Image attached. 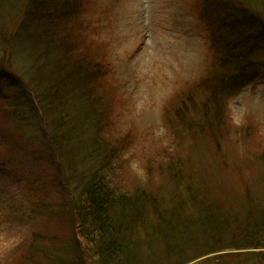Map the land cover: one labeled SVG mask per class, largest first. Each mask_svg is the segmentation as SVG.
I'll return each mask as SVG.
<instances>
[{"label": "rangeland", "instance_id": "1", "mask_svg": "<svg viewBox=\"0 0 264 264\" xmlns=\"http://www.w3.org/2000/svg\"><path fill=\"white\" fill-rule=\"evenodd\" d=\"M12 1L17 3L0 2V264H56L51 258L52 247L64 249L63 241L74 238L72 196L68 185L67 191L59 185L57 166L47 142L42 140L45 135L40 132V112L21 126L14 110L6 111L11 106L7 97L14 102L22 89L13 88L9 85L11 79L3 75L22 73L21 58L32 56L29 37L41 32L31 27L23 34L19 25L22 21L12 18ZM83 1V14L71 36L73 47L84 52L78 56L87 55L101 71L102 77L92 91L99 101L91 122L97 128L102 121L103 142L124 144L121 163L126 167L110 175L116 185L130 190L138 182H148L149 165L161 151L175 149L174 128L168 125L167 112L175 107L171 102L176 96L179 98L188 85L198 83L207 74L211 61L209 34L196 0ZM197 95L196 89L193 96ZM77 101L79 105L86 102L80 97ZM229 112L228 118L237 129L231 132L226 150L219 151L204 135L197 137V141L204 140L197 146L192 136L186 142L189 147L194 144L193 149L183 156L210 171L206 177L200 174L199 179L205 180L216 204L226 209L225 214H231L232 223L221 224L225 242L234 239L238 245H245L243 237L255 230L256 221L244 219L243 201L250 196L264 205V168L256 152L264 148V78L233 98ZM82 120L81 124L90 129L89 121ZM233 143L240 146L234 149ZM89 144H85L87 150ZM216 185L223 188L212 189ZM72 189L79 192L74 186ZM220 215L198 214L208 220ZM208 226L195 224L193 232L181 224L174 228L175 233L163 235L161 243L150 247L141 244L147 248L143 260L125 256L115 260L107 257V261L153 264L155 259L178 256L183 250L184 256L197 255L187 264H264V249L242 246L200 258L201 252L216 248V244L209 247L205 242L210 238ZM262 241L259 238L258 243ZM97 262L88 260L85 264Z\"/></svg>", "mask_w": 264, "mask_h": 264}, {"label": "trees", "instance_id": "2", "mask_svg": "<svg viewBox=\"0 0 264 264\" xmlns=\"http://www.w3.org/2000/svg\"><path fill=\"white\" fill-rule=\"evenodd\" d=\"M196 1L200 19L209 34V69L202 80L188 85L179 98L176 96L171 102L175 107L167 115L176 140L175 149L170 150L173 154H169V150L161 151L149 165L148 182H138L130 190L116 185L110 175L126 167L121 163L124 144L103 142L102 121L97 128L94 121L91 122L97 115L95 106L99 101L92 96V91L102 77L101 71L87 55L78 56L84 52L79 51L80 47H73L71 36L75 33L72 28L83 14L84 1H12V18L22 21L17 25H21L23 34L31 27L41 32L39 36L28 38L34 46L25 36L32 56L21 58L19 69L22 73L3 75L11 79L9 85L13 88L22 89L14 102L7 97L11 106L6 111L14 110L21 126L40 112V132L45 135L42 140L47 142L45 145L57 166L59 185L66 191L68 185L72 196L70 220L74 238L63 241L64 249L52 247L51 258L56 264H85L95 259L99 264H110L107 257L115 260L125 256L143 260L147 248H142L141 244L150 247L158 241L161 243L163 235L175 233L174 228L181 224L193 232L195 224L209 225L206 229L210 238L205 242L209 247L216 244V248L201 252L200 258L236 246L264 249V237H261L264 235V205L250 196L245 198V218L255 219L256 228L243 237L245 245H238L234 239L225 242L221 224L232 223L231 214H225L226 209L216 204L205 180L199 179L200 174L209 175V169L183 156L193 149L194 144L189 147L186 142L192 136L197 146L204 142L197 141V137L204 135L219 151L226 150L231 132L237 129L228 118L231 117L228 113L230 101L264 78V0ZM196 89L198 95L193 96ZM78 97L86 102L79 105ZM82 119L89 121L90 129L81 124ZM85 129L88 132L85 133ZM87 142L91 145L89 150L85 148ZM239 146L232 144L234 149ZM256 152L264 168V148ZM72 186L79 192L76 193ZM219 188L223 186L216 185L212 189ZM215 212L221 215L214 220L198 216ZM259 238L263 239L260 243ZM181 252L168 259H155L153 264H187L197 256H184V251Z\"/></svg>", "mask_w": 264, "mask_h": 264}, {"label": "bare ground", "instance_id": "3", "mask_svg": "<svg viewBox=\"0 0 264 264\" xmlns=\"http://www.w3.org/2000/svg\"><path fill=\"white\" fill-rule=\"evenodd\" d=\"M244 219H245L246 221H249L251 218H250V219H246V218L244 217ZM250 226H251V224H250Z\"/></svg>", "mask_w": 264, "mask_h": 264}]
</instances>
